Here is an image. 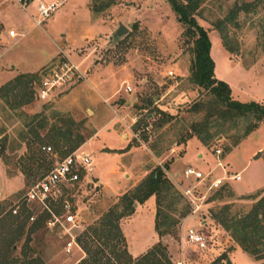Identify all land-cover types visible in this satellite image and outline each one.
Segmentation results:
<instances>
[{
    "label": "rangeland",
    "instance_id": "rangeland-1",
    "mask_svg": "<svg viewBox=\"0 0 264 264\" xmlns=\"http://www.w3.org/2000/svg\"><path fill=\"white\" fill-rule=\"evenodd\" d=\"M34 1L0 0V87L17 76L38 73L63 57L78 64L83 77L57 91L51 102L32 96L29 104L19 106V89L7 95V103L0 99V262L16 238L19 220L15 216L22 211L27 189L61 159L59 152L73 141L70 137L54 151L49 129L55 125L67 126L72 134L86 138L87 146L82 147L83 143L76 150L92 157L91 172L78 184L67 186L51 206L55 215L62 214L63 204L70 206L79 224L74 230L77 238L155 168L181 196L186 184L182 173L190 168L208 179H223V183L217 192L199 190L203 203L192 217L182 196L172 206L168 205L173 197L161 201L159 223L165 216L176 223L159 238L165 257L155 252L154 264H264L260 245L255 256L248 255L216 219L244 217L256 202L264 200V122L240 138L250 120H217L206 104L208 93L188 81L192 39L182 36L184 28L165 0H42L54 1L59 7L41 28L32 27ZM234 7L241 11L231 24L220 27L228 51L215 24ZM195 20L210 42L213 75L228 86L231 99L264 105V0H202ZM17 22L22 26L17 27ZM118 25L127 33L113 38ZM10 30L15 38L7 36ZM194 102L203 107L190 113L188 107ZM159 110L171 116L161 126ZM52 113L58 118H52ZM208 114L211 123L198 130L201 138L206 133L210 137L204 142L196 137L186 140L191 125L201 123ZM41 120L46 126L38 135L50 151L38 154V165L25 172L29 154L19 136L37 128ZM89 181L96 184L94 189ZM146 202L136 204L134 219L119 226L123 242L113 240L102 246L99 241L92 248L102 249L106 258H112L111 246L118 253L124 247L127 252L126 245L139 251V245L154 234L152 208ZM29 207L32 218L39 215L37 207ZM183 207L185 215L180 217ZM153 209L155 215L154 204ZM121 211L120 205L116 213ZM187 219V227L203 238L204 249L180 243V227ZM29 222L12 242L14 252L6 263L21 261L19 251L27 236L30 241L23 262L81 264L87 258L78 243L79 250L64 255L59 231L48 229L46 220L28 234ZM248 245L254 246L251 241ZM99 264H106L105 259Z\"/></svg>",
    "mask_w": 264,
    "mask_h": 264
},
{
    "label": "trees",
    "instance_id": "trees-1",
    "mask_svg": "<svg viewBox=\"0 0 264 264\" xmlns=\"http://www.w3.org/2000/svg\"><path fill=\"white\" fill-rule=\"evenodd\" d=\"M202 0H165L169 6L170 11L175 16L176 22L180 24L184 31L182 36L192 39L191 46V62L188 68V81L191 85L201 88L206 91L209 95L208 104L209 108L213 111V114L217 116V120H250L251 122L245 127L240 138L247 136L252 131L257 128L258 123L264 122V105L255 102L249 103H239L234 101L230 97V90L228 86L220 80H217L213 75V63L209 57L210 42L208 40L206 31L197 24L195 20V15L197 13L198 7ZM241 11V8L234 7L229 10L228 14L222 21H219L215 24L216 29L221 35V25L224 23H232L237 15ZM225 36L221 35L222 46L226 49L227 44H225ZM228 50V48L226 49ZM229 51V50H228ZM41 70L35 74L20 75L15 77L11 82L6 83L4 86L0 87V99L7 103V95L19 89L20 93V105H27L31 102L32 96H35V90L37 88V83L39 80ZM36 83V84H35ZM34 84V86H32ZM203 104L200 102H194L191 106L188 107L190 113H197L201 110ZM157 114L162 116V120H159V126L166 123L171 119V116L157 112ZM58 114L52 113V118H58ZM211 114H208L201 123H195L191 125V132L186 136V140L191 137H196L200 142H204L210 136L206 133L204 138H201L200 131L198 128L202 126L204 129L207 128L209 123H211ZM46 126V121L41 120L38 122L37 128L34 130H29L26 134L20 133L19 139L24 142L25 148L28 151V171L34 165H38L39 158L38 154L44 153L41 151V148H44L42 145V140L39 138L38 130H43ZM37 129V130H36ZM50 135L52 134L54 151H57L59 145H63L69 141L70 137H73L69 148H66L63 151H60L59 154L61 159L77 148H79L86 140L80 133L72 134V131L66 126L65 128H57L55 125L50 126L49 129ZM29 135V138L27 137ZM49 148V147H47ZM41 151V152H40ZM50 151V148H49ZM3 154V148H0V155ZM164 169H167L165 166ZM217 192V191H215ZM170 196L172 199L169 201L168 206L174 205L177 200H181L180 194L172 187V185L164 178L161 170L155 168L151 171L145 179H143L134 189L126 194L121 196V199L117 204L114 205V208L106 213L105 215L98 218L95 225L87 228L77 238V243L80 245L83 253L87 257L81 262V264H99L101 259H105L106 264L114 262V264H142L143 262L153 263L154 253L160 252L163 257V248L160 249V245L155 244L148 252L139 258L132 259L127 254L125 247L118 253L115 250V246H111L110 255L112 258H106L102 249L98 247H93V243L101 242L102 246H107L110 241H116L121 243L124 241L122 234L119 229V221L122 218H127L132 215L134 211V205L142 204L149 197L154 198L155 205V215H154V232L158 238L166 235L168 230L175 225V221L171 220L168 217H163L162 224L159 223V205L161 201ZM122 206V211L116 213L118 206ZM30 205H27L24 201L22 206V211L20 214L15 216L16 220H19V224L16 226V238L11 240L16 241L21 235L23 230V224L29 222L31 216ZM183 207V212L179 214L180 217L185 215ZM16 214V213H15ZM39 215L34 217L29 223L28 234L33 231L38 230L42 225L47 216L43 212H39ZM219 220L220 226L228 232L229 237L241 248L242 251L248 255L255 256L259 250L256 248L257 245L262 247L264 251V200L260 199L256 202L250 212H248L244 217L241 218H230L229 220H222L219 217H216ZM166 227L165 232L160 231V227ZM59 242L62 243V239L58 238ZM29 237L27 236L23 242V245L19 251V257L21 261L17 259H12L9 263H6L7 256L10 253L14 252V249L11 247L14 245L12 242L7 246V250L3 260L0 264H31L30 261L23 262L27 257ZM253 242L254 246H249V242ZM23 259V260H22Z\"/></svg>",
    "mask_w": 264,
    "mask_h": 264
},
{
    "label": "built area",
    "instance_id": "built-area-1",
    "mask_svg": "<svg viewBox=\"0 0 264 264\" xmlns=\"http://www.w3.org/2000/svg\"><path fill=\"white\" fill-rule=\"evenodd\" d=\"M58 7L59 4L56 2L38 1L34 9V16L31 19L32 27L41 28ZM7 36L15 38L16 34L10 30L7 32ZM82 77L83 73L79 70V65L63 57L58 63L41 70L35 90V98L41 102H51L57 91L77 82ZM128 91L129 89H126V92ZM41 151L49 152V148H41ZM214 152L216 156L219 155L218 150ZM91 165L92 159L88 154L75 150L56 162L25 193V203L37 207L40 212L47 216L45 222L47 228L59 231V237L63 240L61 251L66 256L70 255L75 249L79 250L76 242L77 234L74 233V230L79 228V224L67 204H63L62 214L60 215H55L51 206L67 186L78 184L81 178H85L91 172ZM182 175L186 184L181 188V196L189 206L192 217L196 215L203 203L204 195H201L199 190L216 191L222 185L223 179H208V175L203 176L190 168H186ZM232 178L238 180L237 175L232 176ZM89 183L94 189L96 184H93L92 181H89ZM12 214H15V211H12ZM32 220L33 218L30 217L29 221ZM186 227L184 224L180 227V243L193 246L197 250L204 249L205 244L201 235L197 234L192 228Z\"/></svg>",
    "mask_w": 264,
    "mask_h": 264
},
{
    "label": "crops",
    "instance_id": "crops-1",
    "mask_svg": "<svg viewBox=\"0 0 264 264\" xmlns=\"http://www.w3.org/2000/svg\"><path fill=\"white\" fill-rule=\"evenodd\" d=\"M38 1H41V2H43L42 0H35L34 2H33V4L34 3H36V2H38ZM48 2H51V1H48ZM52 2H54V1H52ZM15 25L18 27H20V26H22V25H20V23H15ZM31 29V28H30ZM33 29V28H32ZM29 30V29H28ZM16 34V33H15ZM49 62V61H48ZM47 62V63H48ZM46 63V64H47ZM45 65V64H44ZM44 65H42V66H44ZM42 66H40V67H42ZM40 67H38V68H40ZM85 146H87V143H84L83 145H82V147H85ZM91 159H92V157H91ZM173 176H175V175H173ZM172 176V177H173ZM171 177V178H172ZM173 178H175V177H173ZM174 180V179H173ZM174 182V181H173ZM134 186V185H133ZM146 203H149V205H150V207L152 208V218H151V226H152V230H153V235H151V237H149V239H148V241L146 242V243H142L143 245H139V246H142V247H140V249H139V251H136V252H134V251H132V248H128V245H126V247H127V253H128V255L132 258V259H134V258H137V257H139V256H142L143 254H145L152 246H154L155 244H157L158 243V241H159V238H158V236L156 235V233L154 232V209H153V204H154V198L153 197H149L148 199H147V202ZM138 207H139V205H136L135 207H134V211H133V213H132V215L131 216H129L128 218H126V219H124V220H122L121 222H120V224H119V226H120V228L122 227V224L123 223H128V222H130V221H132L133 219H134V217L136 216V211H137V209H138ZM190 219H187V221H185V223H184V225H186V226H188V223L190 222L189 221Z\"/></svg>",
    "mask_w": 264,
    "mask_h": 264
},
{
    "label": "water",
    "instance_id": "water-1",
    "mask_svg": "<svg viewBox=\"0 0 264 264\" xmlns=\"http://www.w3.org/2000/svg\"><path fill=\"white\" fill-rule=\"evenodd\" d=\"M126 33H127V30L122 25H118V28L116 29L113 35V38H118L120 36H123Z\"/></svg>",
    "mask_w": 264,
    "mask_h": 264
}]
</instances>
